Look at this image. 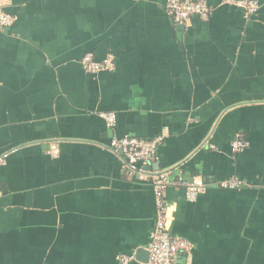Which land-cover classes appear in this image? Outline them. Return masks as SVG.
<instances>
[{"label":"crops","instance_id":"obj_1","mask_svg":"<svg viewBox=\"0 0 264 264\" xmlns=\"http://www.w3.org/2000/svg\"><path fill=\"white\" fill-rule=\"evenodd\" d=\"M166 1L1 0L15 21L0 30V264L147 260L154 192L109 148L124 135L162 138L146 170L206 185L193 202L165 191L192 247L175 264H264V0L248 19L205 0L209 20L182 27ZM88 53L114 70L85 73Z\"/></svg>","mask_w":264,"mask_h":264},{"label":"built area","instance_id":"obj_2","mask_svg":"<svg viewBox=\"0 0 264 264\" xmlns=\"http://www.w3.org/2000/svg\"><path fill=\"white\" fill-rule=\"evenodd\" d=\"M220 4L231 5L242 11L245 19L254 15L258 9V3L254 0H221ZM213 7L205 0H167L165 11L178 26L185 25L192 17L202 21H208ZM15 18L5 12L0 0V30L9 28ZM81 67L85 73L96 74L99 72H112L115 68L112 55L105 56L101 61H95L92 54H85L81 59ZM108 129L113 130L116 123L114 113L102 114ZM161 137L146 140L134 136L124 135L121 137L112 136L109 148L123 159L124 173L129 178H136L140 181H147L152 184L155 204L156 220L150 234L149 244L146 247L148 257L143 264H175L180 253H188L191 244L183 238L171 234L168 228V205L164 198L166 189L169 186H177L184 191L185 199L193 202L205 190L206 185L196 178L170 179L169 171L146 170V166L156 158V149L161 142ZM232 153H238L247 148V141L236 136L231 144ZM2 163V160H0ZM244 186V183L230 179L220 184L224 189H235ZM121 264H128L134 260V255L117 256Z\"/></svg>","mask_w":264,"mask_h":264},{"label":"water","instance_id":"obj_3","mask_svg":"<svg viewBox=\"0 0 264 264\" xmlns=\"http://www.w3.org/2000/svg\"><path fill=\"white\" fill-rule=\"evenodd\" d=\"M182 27V26H181ZM142 254H145V256L147 255V257H148V253L145 251V250H139L138 251V255H142ZM140 257H142V256H140ZM140 261H142V262H146V260L144 259V260H142V258H140Z\"/></svg>","mask_w":264,"mask_h":264}]
</instances>
